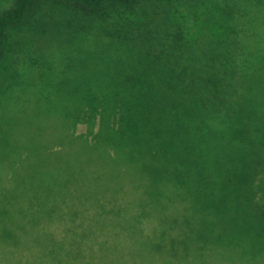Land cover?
<instances>
[{
	"label": "trees",
	"instance_id": "obj_1",
	"mask_svg": "<svg viewBox=\"0 0 264 264\" xmlns=\"http://www.w3.org/2000/svg\"><path fill=\"white\" fill-rule=\"evenodd\" d=\"M6 1L2 56L18 51L8 37L29 20L49 27L45 5L99 13L141 0ZM225 13L228 27L214 15L202 51L187 55L177 28L158 63L134 75L62 81L50 95L0 91V264H262L263 246L229 256L212 241L228 244L225 223L249 217V232L264 234V170L241 165L252 152L237 112L249 102L263 116L264 49L254 46L264 45ZM41 115L61 129L36 124Z\"/></svg>",
	"mask_w": 264,
	"mask_h": 264
},
{
	"label": "rangeland",
	"instance_id": "obj_2",
	"mask_svg": "<svg viewBox=\"0 0 264 264\" xmlns=\"http://www.w3.org/2000/svg\"><path fill=\"white\" fill-rule=\"evenodd\" d=\"M6 2L0 0V9L5 7ZM210 3L207 0H141L131 8L107 7L99 13L61 5H45L40 13H44L49 20V27L36 31L34 20H29L8 37L10 42L21 43L18 51L4 47L10 53L2 56L1 48L0 91L22 90L50 95L62 81L68 80L76 85L83 80L108 81L119 77L123 69L134 75L135 69L151 62L158 63L159 59L154 53L158 54L161 49L168 51L169 47L166 46L172 45L165 41L176 34L177 28H180L184 37L180 39L177 34L175 38L178 43L187 44V55L200 52L208 43L203 35H207L214 15L218 16L217 22L222 23L221 19H224L223 24H219L222 30L228 27L225 23L227 8L233 12V18L229 17L228 22L234 30L240 34L243 30L250 33L255 28L258 30L256 33L261 34L258 37L261 44L258 46L264 45V0H216L215 6H210ZM172 24L173 28L170 27ZM120 32L122 37L118 39ZM254 47L256 51L264 49V46ZM144 74L151 76L150 72ZM260 98L264 107V95ZM247 103L248 108L237 112L238 123L242 131L248 133L247 141L252 152V156L242 159L241 165H245L246 171L252 175L255 168L258 172L264 170V110L261 106L263 116L260 117L255 107ZM243 111H246V115ZM36 124L46 129H61L55 126L49 115H41ZM52 137L50 134L49 139ZM59 138L58 131L57 140ZM37 218L38 222L43 221L42 214H38ZM253 224L252 217L243 223L244 228H240L238 222H226L224 228L230 233L226 236L228 244H222L214 238L215 253L219 254L222 249L227 250L229 256L232 253L239 255L245 249H254L256 252L260 245L263 249L258 250L262 254L259 259L261 257L260 263L264 264V242L257 244L255 240L256 245L246 243L252 237L264 241V234L259 236L260 230L253 234L249 232L248 225ZM226 252L225 256H228ZM219 259L222 260L220 255ZM198 261L202 264L201 259ZM228 263L246 264L234 258H229Z\"/></svg>",
	"mask_w": 264,
	"mask_h": 264
}]
</instances>
